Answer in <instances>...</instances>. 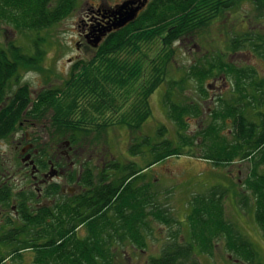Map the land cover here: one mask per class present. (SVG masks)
I'll list each match as a JSON object with an SVG mask.
<instances>
[{
    "label": "trees",
    "instance_id": "obj_1",
    "mask_svg": "<svg viewBox=\"0 0 264 264\" xmlns=\"http://www.w3.org/2000/svg\"><path fill=\"white\" fill-rule=\"evenodd\" d=\"M79 1L0 0V22L19 32L37 33L32 52L14 41L0 44V146L19 130L35 129L33 136L40 152L36 162L26 166L33 173L38 167L45 169L48 159L57 158L62 144L72 149L73 156L75 150L83 151L78 159L82 172L74 169L69 175L71 181L82 186L80 193L59 196L61 185H50L43 198L54 196L57 200L45 206H41L37 187H16L4 171L0 172V211L10 212L3 221L0 217V264H6L8 256H20V250L28 247L33 249V264H115L122 242L146 248L152 229L150 217L167 225L180 223L155 204L157 193L145 182L146 173L157 163L191 153L196 147H200L202 158L217 166L249 160L250 171L242 184L244 193H238L233 183L215 184L207 193L194 195L187 215L188 238L183 242L179 240L180 230L172 231V240L147 264H200L199 254L213 256L220 244L234 264H264L263 247L226 213V199L234 190L240 208L252 209L264 238V69L226 58L227 54L250 50L264 61V0H151L133 21L93 46L92 58L74 63L63 84L34 94L29 83L21 82L26 72L44 69L46 38L40 32L69 17ZM245 2L254 6V20L262 25L252 26L251 18L246 16L243 29L232 35L227 48H217L206 62L190 65L187 78L195 80L205 103L211 97L207 84L210 79L228 81L231 90L228 97L216 95L209 113L211 121L192 135L188 132L189 119L201 117L205 111L203 103L177 101L186 84L184 78L168 79L174 45L204 31ZM157 40L165 56L161 62L157 61L161 53L150 58L144 51L145 45ZM164 83L162 104L178 127L176 141L167 137L152 141L148 136L132 140L130 153L142 155L145 165L111 158L102 169L85 157L90 150L83 148L92 145L97 136H91L95 134L117 125L140 131L153 114L150 98ZM130 105L132 110L128 112ZM39 123L43 127H38ZM229 125L231 138L224 132ZM164 130L163 126L160 132ZM183 146H191L190 151ZM249 196L254 208L250 207ZM13 207L17 208V218ZM17 219L20 226L15 224ZM15 239L24 242L14 244Z\"/></svg>",
    "mask_w": 264,
    "mask_h": 264
},
{
    "label": "rangeland",
    "instance_id": "obj_2",
    "mask_svg": "<svg viewBox=\"0 0 264 264\" xmlns=\"http://www.w3.org/2000/svg\"><path fill=\"white\" fill-rule=\"evenodd\" d=\"M123 1L80 0L76 10L69 17L49 29L42 30L40 35L46 38L44 69L43 71L26 72L21 83H29L34 94L41 89L63 84L69 77L70 69L74 63L82 59H90L94 54L93 45L89 43L85 36L80 35L83 26L93 18L92 6L98 4L111 6ZM254 15V6L249 2H245L239 8L229 10L214 20L204 31L186 36L175 43V55L168 63V79L171 81L184 78L183 81L186 84V88L182 90L183 93H179L177 101L203 103L202 106L205 111L201 117H191L189 119L188 132L190 134L195 135L209 124L211 121L209 113L214 105L213 101L216 95L225 94L228 97L231 93L228 81L219 77L210 79L207 84L210 88L211 97L205 103L200 96L195 80L187 78L190 65L195 62L203 63L217 48L222 50L227 48L232 35L243 29L242 20L246 16L251 18L252 26H261L262 24H258L257 20H254ZM244 26L246 27L248 24L245 23ZM36 36L37 33L35 32H19L10 24L0 22V44L3 46H6L9 41H14L23 45L27 51L32 52L33 40ZM161 50L162 46L159 40L144 46V51L150 58L157 57ZM205 54L209 55L205 56ZM227 55L226 58L231 57L232 61H237L240 65H254L260 70L264 69V61L250 50ZM163 57L165 56L161 53V57H157V61L161 62ZM164 87L165 83L151 96L153 114L147 119L140 131L133 132L127 126L117 125L103 134H95L91 136V139L97 136V139L93 142L94 144L92 143L91 146L85 145L83 148V150H90L85 154V157L91 158L93 164L100 168L102 167L99 164L100 162L106 163L111 158H115L119 162L135 161L140 165H145L142 155H132L130 153L129 146L132 140L139 141L148 136L152 141H160L164 137L176 141L178 127L167 116L166 109L162 104ZM136 99L137 96L132 98L131 102L133 103ZM131 110L130 105L128 112H131ZM40 126L43 127L41 123L38 127ZM163 126L166 127V130L161 133L160 129ZM224 132L231 138L230 125L225 128ZM6 143V141L3 142L0 151L6 153V160L3 159V161L8 162H5L6 166L5 164L2 165L0 172L4 171L2 173L16 187L20 188L22 186L24 189H32L35 186V181L28 172L30 168H26L18 150L12 146H7ZM86 144H89V140ZM146 147L147 145H143L142 149H146ZM67 148L66 144H62V150ZM182 148L185 151H190L191 146H183ZM201 153L200 147H196L191 153L167 158L147 171L145 182L151 184L152 190L157 193L155 204L168 210L169 214L179 220L180 223L167 225L150 217L152 229L147 235L146 248L135 247L130 241L127 243L122 242L114 258L115 264H147L151 256L160 255L163 247L172 240V231L175 230H180L179 240L184 242L189 236L187 215L190 212V202L194 195L207 193L212 185L226 184L232 186L233 183H236L234 187L236 191L244 193L242 184L250 171L251 163L249 160H236L232 164L217 166L202 158ZM147 158L150 159L151 156ZM249 204L251 208H254L252 196H249ZM226 213L227 218L238 224L244 233L263 247L264 251V238L257 228L254 213L252 209L243 210L240 208L238 196L234 194V190L230 191L226 199ZM3 219L4 217L1 218L2 221ZM15 224L20 226L21 222L17 219ZM30 253L31 251L23 252L25 259L30 260L32 255ZM199 260L200 264H234L233 257L225 250L223 244L218 245L213 256L199 254Z\"/></svg>",
    "mask_w": 264,
    "mask_h": 264
},
{
    "label": "flooded vegetation",
    "instance_id": "obj_3",
    "mask_svg": "<svg viewBox=\"0 0 264 264\" xmlns=\"http://www.w3.org/2000/svg\"><path fill=\"white\" fill-rule=\"evenodd\" d=\"M125 1V0H124ZM151 1V0H149ZM148 1V2H149ZM121 3H117L115 5H109L105 6L102 4L93 5L92 6V12L94 13L93 18L85 25L83 26V30L80 33V35L85 36L88 40L93 39L94 34H96L97 30H104L106 28H109L113 25V23L116 21V17L118 16V13L116 12L117 6ZM116 28H113L112 31H109L104 38L110 34L111 32L115 31ZM35 129H31V127H28L25 130H19L16 132L12 137H10L9 140H7L6 144L7 146H12L14 149L18 150L20 153L22 160L25 162L26 166L30 165L31 163H35L36 159L35 157L39 154L40 149L37 146V143L34 139L33 133H35ZM16 143V144H15ZM59 147V146H58ZM72 149H58L57 150V158L52 157L48 159L47 165L45 169H40L38 166L35 173H33L32 169L28 172H30L32 179L35 181V186H37L39 192H40V198L42 197L43 204L41 206L48 205L49 203H55L57 198L54 196H49L43 198L44 190L53 184H60L62 194L59 196H62L63 194L66 195L67 192L73 194L77 192L80 193V189L82 186L78 182L71 181L69 175L73 172L74 169H77V172H82V164L78 160L79 157L83 154L82 149L79 148V150H75L74 156L71 155L73 153ZM6 153L3 151H0V170L1 166L5 164L7 161L5 158ZM78 157V158H74ZM100 165H102L103 168H105V163L100 162ZM102 168V169H103ZM81 177L79 176L78 179ZM33 186V187H35ZM42 190V191H41ZM13 210L15 211L16 218L18 217L17 208L13 207ZM8 215L7 210H1L0 211V217H5ZM12 216V217H15ZM11 217V218H12ZM6 218V217H5ZM14 244L16 243H22L24 240L15 239ZM22 253L20 256H8L5 259L6 264H33L34 261V253L32 248H24L20 250ZM31 251L30 254V260L25 259V256H23V252Z\"/></svg>",
    "mask_w": 264,
    "mask_h": 264
},
{
    "label": "water",
    "instance_id": "obj_4",
    "mask_svg": "<svg viewBox=\"0 0 264 264\" xmlns=\"http://www.w3.org/2000/svg\"><path fill=\"white\" fill-rule=\"evenodd\" d=\"M149 0H125L121 4H119L116 8V12L118 16L116 17V21L109 28L104 30L100 29L95 32L93 39L89 40V43L94 47H97L99 43L103 40L104 36L112 31L113 28H121L127 25L129 22L133 21L139 12L146 6Z\"/></svg>",
    "mask_w": 264,
    "mask_h": 264
}]
</instances>
